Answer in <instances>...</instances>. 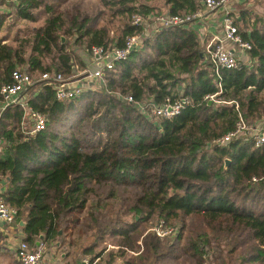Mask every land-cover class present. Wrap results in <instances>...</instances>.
Here are the masks:
<instances>
[{
    "label": "trees",
    "instance_id": "trees-1",
    "mask_svg": "<svg viewBox=\"0 0 264 264\" xmlns=\"http://www.w3.org/2000/svg\"><path fill=\"white\" fill-rule=\"evenodd\" d=\"M67 1H0L11 8L0 11V32L11 16L35 22L34 10L47 14L16 46L0 36V86L14 69L31 76L38 71L24 98L46 120L44 129L27 135L22 106L9 104L0 112L1 196L16 209L15 221H24L23 241L36 246L41 234L52 241L60 229L77 233L84 224L92 241L81 250L91 259L103 252L95 250L99 239L109 236L117 264H202L204 257L210 264H264V141L256 145L246 133L210 145L235 128L239 114L248 123L264 118V16L249 29L237 27L251 44L249 63L240 60L216 75L198 32L189 24L172 25L144 35L127 59L104 70L99 84L58 99L40 74L72 72L61 36H75L89 55L94 46H122L126 36L141 34L134 15L146 19L201 7L200 0H100L122 19L121 36L109 38L78 8L70 16L59 12ZM239 11L236 26L245 17ZM166 97L183 101L170 118L149 117L136 105L145 103L149 111ZM160 221L179 222L177 236L145 232Z\"/></svg>",
    "mask_w": 264,
    "mask_h": 264
},
{
    "label": "built area",
    "instance_id": "built-area-1",
    "mask_svg": "<svg viewBox=\"0 0 264 264\" xmlns=\"http://www.w3.org/2000/svg\"><path fill=\"white\" fill-rule=\"evenodd\" d=\"M4 3H16L18 0H0ZM236 0H200L201 7L192 13L184 14H157L150 15L143 19L140 15L132 16V24L141 25L143 31L141 34L128 35L123 39L122 46L103 47L94 46L91 48L89 57L92 69H84L83 74L79 78L65 77L62 73H51L48 71L42 72L40 78L47 80L52 84L56 98L68 99L77 96L84 88L94 85L96 81L102 80L105 69H111L118 61L128 58L130 52L138 46L143 37L144 30L152 32L161 28L172 25L193 24L196 21L204 18V11L221 10V20L219 29L213 35L211 41L204 47L205 54L211 62L216 75H219L221 69H231L238 66L240 56L248 52L251 44L242 39L235 24V19L230 12V6ZM33 77L27 72L20 69L12 70L10 74V82L0 86V112L9 104H19L24 109V116L29 123V128L26 131L27 135H33L44 129L46 120L42 113L33 109L26 103L24 92L31 85ZM81 83V84H80ZM85 84V85H84ZM132 101V97L126 98ZM140 110L147 113L148 116L155 118H170L176 115L183 107V101L179 99H171L166 97L160 104H150L148 110L145 109V103H136ZM146 110V111H145ZM247 127L244 119L239 114L235 128L226 134L212 140L210 145H225L230 140L239 138L246 134ZM253 136L256 145L264 141L262 128L258 129ZM16 209L4 202L0 190V220L11 224L15 221ZM159 238L175 237L178 230L170 227L165 222L160 221L152 228ZM16 257L20 264H45L44 252L42 246H30L25 241H20L16 248ZM96 259L85 257L82 259L83 264H96ZM202 264H208L207 257H204Z\"/></svg>",
    "mask_w": 264,
    "mask_h": 264
},
{
    "label": "rangeland",
    "instance_id": "rangeland-1",
    "mask_svg": "<svg viewBox=\"0 0 264 264\" xmlns=\"http://www.w3.org/2000/svg\"><path fill=\"white\" fill-rule=\"evenodd\" d=\"M250 1L251 2H250V5L248 8L246 7V4L243 6V7H245V9L243 11L244 16H245L244 20L237 23L238 24L237 27H239L240 29H244L246 27L245 24H247V29H249L251 27V24L254 22V20L257 17L259 18L260 16H264V0H250ZM77 8L79 10H81V12L83 11L82 13L85 12L87 15H89L90 18H92V19L94 18L93 19L94 21L92 23L93 28H99V27L104 26L107 29L109 38L121 36L122 19L117 15L111 16V11L104 8L102 6L100 0H68L66 3H64L58 9V11L63 12V13H68V16H70L71 13ZM241 8L242 7H240V5H234V7L230 10V12L235 17V15L239 14V12H240L239 10ZM10 10H11V8H9L7 5H1L0 4V11L9 12ZM34 12L39 14L38 20H36L35 22L16 19L15 17H12V16L9 17L8 20H6V22L4 24V28L0 32V36H3L2 38H5L4 42L11 44L13 46H16L20 42L25 40L26 38H29V35H31V30L41 26L44 23L45 18L47 17V14L43 11V9H36V10H34ZM8 24H12V28L9 29V31H7ZM197 30H198L197 32L200 33L201 29H197ZM152 34H153V32H152ZM142 35L143 36L144 35H151V32L149 30H144V33ZM16 38H18V40H20V41H15ZM74 39H75V36H73V35H63V36H61V43H63L65 45L66 50L70 53V55L72 57V61L74 62V68L72 69V72L68 76H70L72 78H79L83 74V71H84V69L81 68V66H82L81 60L85 61L86 65H87L86 68L88 70L92 69L93 67L90 64V57H87V51H86L83 43L75 44L73 42ZM240 60H242V59H240ZM87 61H88V64H87ZM44 62L49 63L50 62L49 58H45ZM31 74H32L34 81L38 80V71H33V72H31ZM100 82H101V80H98L95 82V84H99ZM218 103H219L218 101H214V104H218ZM148 113L151 115L150 110L148 111ZM262 120H263V125H264V118H262ZM245 123H246V127H247V132L249 135L256 134L255 132L258 129L263 127V125L262 126L256 125L254 123H248L247 121H245ZM26 127L29 128V124L26 125ZM244 135L245 134H243L242 136H244ZM153 224H154V222H152L151 224L148 223L147 225L153 226ZM167 225H169L170 227L176 228L178 231L180 229V223L176 222V221L169 222V223H167ZM64 226H66L64 228L71 227V226H67L66 224H64ZM77 228L80 229L77 231V233L73 229H68V230H64V231H70V233H72L71 236L72 237L74 236L75 238L78 234V238H79L78 242L80 244H88L89 242L92 241L90 238L91 232L86 231L84 224H79L77 226ZM148 228L150 229V227H148ZM148 228L145 230V232L150 231ZM175 236H177V235H175ZM173 238L172 237H166V239H168V240H172ZM113 244H115L114 239L109 237V236H105L102 239H99L98 246L95 250L96 251H98V250L102 251L104 249H110V247H112ZM208 264H210L209 261H208Z\"/></svg>",
    "mask_w": 264,
    "mask_h": 264
},
{
    "label": "crops",
    "instance_id": "crops-1",
    "mask_svg": "<svg viewBox=\"0 0 264 264\" xmlns=\"http://www.w3.org/2000/svg\"><path fill=\"white\" fill-rule=\"evenodd\" d=\"M250 2V0H236L231 4L230 10L234 5H240V7H242L241 10L243 11L245 9L243 6L246 4V7L248 8ZM201 9H204L203 6H201ZM203 13L204 18L190 24V26L196 31H198L197 29H201L198 35L205 47L206 44L211 41L213 35L218 32L221 20V10L219 9L210 12L205 9ZM87 57H89L88 54ZM240 59L246 63L251 61L247 53L240 56ZM254 124L262 126L263 120L259 119ZM5 185V180L0 179L1 191L4 190ZM21 221L16 220L11 224H8L0 220V264H20L16 257V248L19 242L25 238V234L22 230L24 225H20ZM59 232V236L52 241L45 239L43 234L35 239L36 246L40 245L43 248L45 264H83V258H91L90 255L82 253L81 244L75 240L74 236H71L72 233H70V231H63L60 229ZM114 248L115 247L112 246L110 249H104L100 255L95 256L94 258L97 260L96 264H117L120 259L110 253Z\"/></svg>",
    "mask_w": 264,
    "mask_h": 264
},
{
    "label": "water",
    "instance_id": "water-1",
    "mask_svg": "<svg viewBox=\"0 0 264 264\" xmlns=\"http://www.w3.org/2000/svg\"><path fill=\"white\" fill-rule=\"evenodd\" d=\"M228 162H229V161L226 159V160H225V163H226L225 165H227ZM20 225L23 226V225H24V222L21 221V222H20ZM59 233H60V232H59Z\"/></svg>",
    "mask_w": 264,
    "mask_h": 264
}]
</instances>
